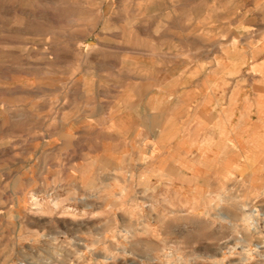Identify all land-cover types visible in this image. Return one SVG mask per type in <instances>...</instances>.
<instances>
[{
    "label": "rangeland",
    "instance_id": "obj_1",
    "mask_svg": "<svg viewBox=\"0 0 264 264\" xmlns=\"http://www.w3.org/2000/svg\"><path fill=\"white\" fill-rule=\"evenodd\" d=\"M0 264H264V0H0Z\"/></svg>",
    "mask_w": 264,
    "mask_h": 264
},
{
    "label": "bare ground",
    "instance_id": "obj_2",
    "mask_svg": "<svg viewBox=\"0 0 264 264\" xmlns=\"http://www.w3.org/2000/svg\"><path fill=\"white\" fill-rule=\"evenodd\" d=\"M177 2V1H176ZM174 3V2H173ZM180 4V3H179ZM144 52V51H143ZM161 55V54H160ZM43 58V57H42ZM116 65H117V63H116ZM112 67V66H111ZM122 67V66H121Z\"/></svg>",
    "mask_w": 264,
    "mask_h": 264
}]
</instances>
